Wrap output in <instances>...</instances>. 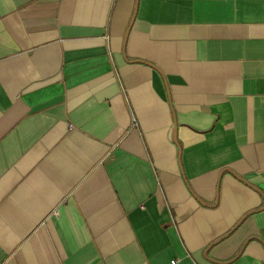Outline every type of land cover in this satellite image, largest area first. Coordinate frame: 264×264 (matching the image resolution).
<instances>
[{"label":"crops","instance_id":"obj_1","mask_svg":"<svg viewBox=\"0 0 264 264\" xmlns=\"http://www.w3.org/2000/svg\"><path fill=\"white\" fill-rule=\"evenodd\" d=\"M0 264H264V0H0Z\"/></svg>","mask_w":264,"mask_h":264}]
</instances>
